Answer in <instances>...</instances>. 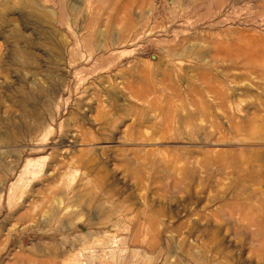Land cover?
I'll return each instance as SVG.
<instances>
[{
	"label": "rangeland",
	"instance_id": "374dc122",
	"mask_svg": "<svg viewBox=\"0 0 264 264\" xmlns=\"http://www.w3.org/2000/svg\"><path fill=\"white\" fill-rule=\"evenodd\" d=\"M0 264H264V0H0Z\"/></svg>",
	"mask_w": 264,
	"mask_h": 264
}]
</instances>
